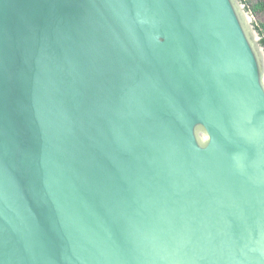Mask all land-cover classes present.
Masks as SVG:
<instances>
[{
  "label": "water",
  "instance_id": "1",
  "mask_svg": "<svg viewBox=\"0 0 264 264\" xmlns=\"http://www.w3.org/2000/svg\"><path fill=\"white\" fill-rule=\"evenodd\" d=\"M0 264H264L242 0H0Z\"/></svg>",
  "mask_w": 264,
  "mask_h": 264
},
{
  "label": "trees",
  "instance_id": "2",
  "mask_svg": "<svg viewBox=\"0 0 264 264\" xmlns=\"http://www.w3.org/2000/svg\"><path fill=\"white\" fill-rule=\"evenodd\" d=\"M242 1L246 4V6L249 10V1L250 0H242ZM250 11L254 15L264 17V1L260 0L252 9L250 8ZM256 27H257L258 31L260 32V35L262 37V44L264 46V22L261 24H256Z\"/></svg>",
  "mask_w": 264,
  "mask_h": 264
},
{
  "label": "rangeland",
  "instance_id": "3",
  "mask_svg": "<svg viewBox=\"0 0 264 264\" xmlns=\"http://www.w3.org/2000/svg\"><path fill=\"white\" fill-rule=\"evenodd\" d=\"M259 1L260 0H250L249 1V10H250V8L252 9ZM261 1H264V0H261ZM253 16H254L255 24H261L264 22L263 16H258V15H254V14H253Z\"/></svg>",
  "mask_w": 264,
  "mask_h": 264
}]
</instances>
